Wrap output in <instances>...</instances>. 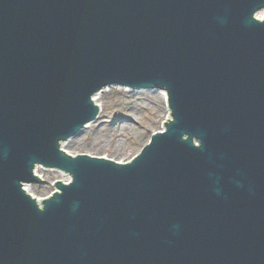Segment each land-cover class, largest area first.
<instances>
[{"label":"water","instance_id":"obj_1","mask_svg":"<svg viewBox=\"0 0 264 264\" xmlns=\"http://www.w3.org/2000/svg\"><path fill=\"white\" fill-rule=\"evenodd\" d=\"M263 10L0 0V264H264ZM111 84L164 89L166 130L124 164L65 153ZM40 165L72 176L43 207Z\"/></svg>","mask_w":264,"mask_h":264},{"label":"rangeland","instance_id":"obj_2","mask_svg":"<svg viewBox=\"0 0 264 264\" xmlns=\"http://www.w3.org/2000/svg\"><path fill=\"white\" fill-rule=\"evenodd\" d=\"M113 89L117 92L102 101L103 106H101L102 112L99 119L91 122L92 124L77 136L65 140V142L70 140L76 142L74 144L76 146H70L71 148L68 149L73 155L86 153L101 156V154L110 152L111 158L114 157L124 162L140 152L147 145L153 133L161 130L164 122L168 121L169 107H165L164 99L158 91L146 88L139 90L137 87L132 88L126 85H109L102 89V93H110ZM102 103L99 104L102 105ZM167 111L168 114H166ZM128 123L127 132L124 129L119 130L123 124ZM117 144L121 147L118 154L114 151V146ZM39 169L43 173H41V182L29 184L28 188L32 194L40 198L56 190V181L67 182L70 179L68 173L60 170L41 166Z\"/></svg>","mask_w":264,"mask_h":264},{"label":"bare ground","instance_id":"obj_3","mask_svg":"<svg viewBox=\"0 0 264 264\" xmlns=\"http://www.w3.org/2000/svg\"><path fill=\"white\" fill-rule=\"evenodd\" d=\"M131 90V89H130ZM140 90V89H139ZM112 92H110V93H102L103 91H101V92H98L97 94H95L94 96H93V99H94V101H95V103L96 104H98V103H102V101H104V100H106L107 99V97H109L110 95H112V94H114V93H116L117 92V90L116 89H113V90H111ZM123 91V90H122ZM121 91V92H122ZM126 91V90H125ZM154 91H158V93H159V95L160 96H162L163 97V99H164V102H165V107H167L168 106V96H167V93H166V91L165 90H163V89H156V90H154ZM121 92H119V93H121ZM129 93V92H128ZM156 93V92H155ZM157 94V93H156ZM143 95V94H142ZM101 106H103V103H102V105ZM168 108V107H167ZM170 111V110H169ZM166 114H168V111L166 112ZM92 123H89L88 124V126L89 125H91ZM88 126H87V128H88ZM87 128H85V129H87ZM84 129V130H85ZM123 129H124V131H126L127 132V130L129 129V123L128 124H123L120 128H119V130H121V131H123ZM84 130H82V132L84 131ZM115 137H117V136H115ZM118 138V137H117ZM73 140V139H72ZM119 140V139H118ZM121 140V139H120ZM114 141V140H113ZM117 141V140H116ZM78 143V142H77ZM74 144H76V142L75 141H72L71 142V140L70 141H68V142H65V144L63 143L62 145H61V147L64 149V151H66L67 150V152L68 153H70V154H73L72 152H70L68 149L69 148H71ZM116 144V143H115ZM71 146V147H70ZM74 146H76V145H74ZM73 146V147H74ZM114 151L117 153V152H120L121 151V147H120V145L119 144H117V145H115L114 146ZM104 152V151H103ZM123 152V151H122ZM108 154V155H107ZM107 156H109V158H111V153L110 152H107ZM118 154V153H117ZM40 169H39V167L38 168H36V171L38 172V173H40V175H41V171H39ZM43 174V173H42ZM26 191L27 192H29L30 191V189L28 188V185L26 186ZM34 194V193H33Z\"/></svg>","mask_w":264,"mask_h":264}]
</instances>
